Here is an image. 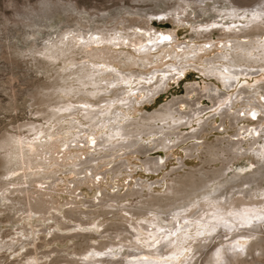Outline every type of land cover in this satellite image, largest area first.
<instances>
[{
    "label": "rangeland",
    "instance_id": "1",
    "mask_svg": "<svg viewBox=\"0 0 264 264\" xmlns=\"http://www.w3.org/2000/svg\"><path fill=\"white\" fill-rule=\"evenodd\" d=\"M263 4L0 0V264H264Z\"/></svg>",
    "mask_w": 264,
    "mask_h": 264
},
{
    "label": "bare ground",
    "instance_id": "2",
    "mask_svg": "<svg viewBox=\"0 0 264 264\" xmlns=\"http://www.w3.org/2000/svg\"><path fill=\"white\" fill-rule=\"evenodd\" d=\"M159 1V0H158ZM233 4H235V5H238V6H241V7H248V5L250 4V3H253V2H256V0H230ZM52 2V1H51ZM51 2H43L41 5H44L45 7H43V8H40V7H36V6H30L32 9L29 11V12H25V11H28V10H26L25 9V11L23 12H19V14L20 15H22L23 16V18H20V20H16L15 19V22H16V24H19V25H21V24H23V25H28V26H35V25H37V22H39V21H41L42 20V18H47V19H51V21L53 20V26H56V28L59 26V23H61L62 21H63V17L61 16V14H59L61 11H60V9H59V11H58V13H56V12H53V11H48V5H53ZM58 3H60V2H58ZM200 3V2H199ZM63 4V3H62ZM61 4V6H62V11L63 10H65V12L68 10V8H73V6H69L68 8H67V6L65 5V6H63ZM29 6V5H28ZM26 8V7H25ZM54 8H56V7H54ZM67 9V10H66ZM75 9V8H74ZM257 9L259 10L258 12V14H256L254 17H257V16H259L261 13H263L264 12V4H263V6H258L257 7ZM49 10H50V8H49ZM54 10V9H53ZM69 11V10H68ZM257 12V11H256ZM64 13V12H63ZM19 15V16H20ZM33 15H36V16H38V20L37 21H34V20H32V16ZM29 21V22H28ZM45 24V23H44ZM49 24V23H48ZM23 25H21V26H23ZM27 26V27H28ZM51 26V25H50ZM26 27V26H25ZM36 27H38V26H36ZM50 28V27H49ZM52 29V28H51ZM53 30V29H52ZM96 56L98 57V55L96 54ZM100 56V55H99ZM63 89V88H62ZM65 89V88H64ZM61 90V89H60ZM59 90V93L60 92H63V91H60ZM66 94V93H65ZM67 95V94H66ZM22 143V142H21ZM23 144V143H22ZM8 147V144H7V142L6 143H4L3 144V148H7ZM22 152H23V150H22ZM248 169V167L247 168H243V169H241V170H247ZM261 171V170H260ZM259 173V172H258ZM256 174V176L255 177H253V175H252V177L251 178H249V176H247V177H244V179L245 180H254V178H257V177H261V176H263L264 175V169L259 173V174ZM242 175V174H241ZM251 175V174H250ZM255 175V174H254ZM234 180V179H233ZM239 180V179H238ZM242 181V180H241ZM236 182V181H235ZM229 183H230V181H229ZM241 183H243V182H241ZM244 185V184H243ZM246 185V184H245ZM250 185V184H249ZM229 188H230V186H229ZM229 193V192H228ZM264 195V194H263ZM227 198V196L225 197V199ZM234 198V197H233ZM228 200V199H227ZM235 214H238V216H236V218L234 219V220H228L229 222L228 223H230V225L229 226H232V225H235V227L236 228H238L239 226H241V225H243L242 226V228H244V226H247V227H250V229L252 230L253 228H255V227H257V225H255V223L253 222V224L251 223V221L250 220H254V218H252V216H242V212H238V211H236V212H234ZM246 214H248V212H246ZM258 216L260 217V218H262V216H264V214H261V213H258ZM226 221V220H225ZM162 224V223H161ZM174 224V223H173ZM176 224V223H175ZM260 224V223H259ZM176 226V225H175ZM175 226H173V229H175ZM187 227H188V225H186ZM221 225H212V226H210V228H209V230H207V231H198L197 230V228H196V231H197V236H202V235H206V234H208V235H212L213 233H215V231L220 227ZM161 227V229H163L164 227H166V226H160ZM205 227H207V226H205ZM201 228V227H200ZM208 228V227H207ZM142 229H143V227H142ZM192 229V228H191ZM199 229V228H198ZM202 229V228H201ZM169 230V229H168ZM240 230V229H239ZM172 231V230H171ZM140 232V231H139ZM142 232V231H141ZM193 232V231H192ZM252 232V231H251ZM258 232V231H257ZM153 236V235H152ZM155 236H157V234L155 235ZM187 236V235H186ZM195 236V235H194ZM199 236V237H200ZM183 236H181V238L179 237L177 240H176V242L173 244V247L172 248H174V250H178V252H180V254H182V253H184V252H186V250H184V248L185 249H188L189 247H185V245H184V243L185 242H187L186 241V239H185V237L184 238H182ZM208 237V236H207ZM213 237V236H212ZM205 238V237H204ZM212 239V238H211ZM210 239V240H211ZM247 239V238H246ZM248 239H250V238H248ZM163 240V239H162ZM188 240V239H187ZM139 241H140V243H141V245H143V247H145V248H150V249H154V251H162V250H164V248H165V246H169V244L168 243H165L160 249H156V247L154 246L155 244H156V246H158V243L160 242V238H157V237H154V238H149V239H145V238H143V239H141V238H139ZM198 241H201V240H198ZM208 241V240H207ZM164 242V241H163ZM204 242V241H203ZM186 244V243H185ZM262 244V243H261ZM241 248H243L244 249V246H243V244L242 243H240L239 245H234V246H224V247H220V248H217V250H216V252H215V254H214V263L213 264H240V259L241 258H243L244 256H249L250 254L249 253H247L246 251H240V249ZM156 249V250H155ZM248 249H251L252 250V248L251 247H249ZM174 250H172V252H174ZM245 250H246V248H245ZM249 251V250H248ZM178 252H176V254H178ZM261 252V249L258 251V253H260ZM101 254L102 253H100V252H96L95 253V255L94 254H92V255H90L89 257H88V259H90L91 261H95L96 260V258H98V257H100L101 256ZM179 255V254H178ZM135 258V257H134ZM137 258V257H136ZM146 261H147V259H146ZM97 262H99V260L97 261ZM115 262V261H114ZM117 262V261H116ZM148 262V261H147ZM147 262H145V264H148ZM100 263V262H99ZM153 263V262H152ZM88 264H96V263H94V262H88ZM112 264V263H111ZM128 264H143V262L142 261H139V262H136V261H129L128 262Z\"/></svg>",
    "mask_w": 264,
    "mask_h": 264
},
{
    "label": "snow or ice",
    "instance_id": "3",
    "mask_svg": "<svg viewBox=\"0 0 264 264\" xmlns=\"http://www.w3.org/2000/svg\"><path fill=\"white\" fill-rule=\"evenodd\" d=\"M164 39H168V37H164Z\"/></svg>",
    "mask_w": 264,
    "mask_h": 264
}]
</instances>
